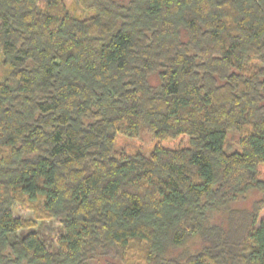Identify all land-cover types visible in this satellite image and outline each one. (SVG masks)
Returning <instances> with one entry per match:
<instances>
[{"label":"trees","instance_id":"16d2710c","mask_svg":"<svg viewBox=\"0 0 264 264\" xmlns=\"http://www.w3.org/2000/svg\"><path fill=\"white\" fill-rule=\"evenodd\" d=\"M70 1L0 0V264H264V0Z\"/></svg>","mask_w":264,"mask_h":264},{"label":"rangeland","instance_id":"374dc122","mask_svg":"<svg viewBox=\"0 0 264 264\" xmlns=\"http://www.w3.org/2000/svg\"><path fill=\"white\" fill-rule=\"evenodd\" d=\"M67 1H69V4L72 5L70 0ZM77 8L78 10L76 9L75 12L76 15L86 14L82 11V9H80V7L77 6ZM9 74V67L2 62V59L0 57V81L5 80ZM236 140L237 138L235 134L230 132L227 140V151L230 149L239 148V145L237 144ZM159 143L167 148H179L189 145V137L187 135H181L175 139L169 138L158 140L153 136L152 133L147 131L143 132L138 137H129L123 134H118L115 139V153L116 155H132L141 153L146 156H149L155 146ZM258 173L259 178H261L264 182V163L259 164ZM263 196L264 188H262V190H253L247 193L245 198H240L236 203H234V206L239 208L251 209L256 201L263 199ZM14 214L16 216L28 220L34 219L33 212L19 204L14 205ZM263 217L264 208L260 213V220ZM37 230L39 231L41 238L44 239L49 245H56V240L59 234L62 232V227L57 221L47 220L44 221V223H41V221H39L37 225ZM189 245L192 248H196L195 240H191Z\"/></svg>","mask_w":264,"mask_h":264}]
</instances>
